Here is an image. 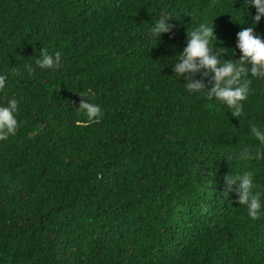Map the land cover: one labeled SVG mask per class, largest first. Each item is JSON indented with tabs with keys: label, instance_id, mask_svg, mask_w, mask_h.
<instances>
[{
	"label": "trees",
	"instance_id": "1",
	"mask_svg": "<svg viewBox=\"0 0 264 264\" xmlns=\"http://www.w3.org/2000/svg\"><path fill=\"white\" fill-rule=\"evenodd\" d=\"M256 14L246 0H0V106L17 99L19 125L0 141V264H264V159L238 158L264 151V78L249 72L234 117L174 72L201 24L221 62L239 60ZM162 16L174 27L154 37ZM254 30L264 39V16ZM43 49L60 68L37 66ZM89 90L99 123L77 111ZM244 172L257 220L223 192Z\"/></svg>",
	"mask_w": 264,
	"mask_h": 264
},
{
	"label": "clouds",
	"instance_id": "2",
	"mask_svg": "<svg viewBox=\"0 0 264 264\" xmlns=\"http://www.w3.org/2000/svg\"><path fill=\"white\" fill-rule=\"evenodd\" d=\"M249 5L256 8L257 14L252 17L255 26L264 16V0H246ZM170 16H162L151 27L152 36L159 37L163 33H168L174 27L169 21ZM254 26L242 29L238 33V45L242 56L239 60H224L221 62L220 56L227 52L224 48L217 51L212 46V39L215 38L213 27L201 24L196 30L187 33V47L180 53V60L174 64V72L187 79L186 88L189 91L206 92L208 99H216L231 109L234 117H240L243 113L242 102L247 100L250 94L251 80L247 79L249 72L252 77L264 78V39L256 33ZM235 55V51H233ZM39 68L58 69L61 67V54H49L43 49L41 58L36 60ZM246 65H251L247 67ZM31 73L33 69L28 66ZM202 73L203 76H211L212 81L206 90L202 80L194 81L187 74ZM6 76L0 75V90L5 88ZM82 99L78 113L82 112L87 116L86 124L99 123L103 118L101 107L90 102L86 97L91 96V90L80 93ZM18 113V101L13 98L8 101L7 106H0V141L7 140L10 135H15L19 125L16 119ZM80 123L79 121L77 122ZM251 132L255 138L264 145V131H261L256 125L251 126ZM241 160L264 159V151H257L252 154L248 149H244L239 154ZM226 196L233 192L237 195V201L241 205H246L248 216L257 220L261 215V193L254 192L256 187L253 182V174L244 172L242 175H228L224 177Z\"/></svg>",
	"mask_w": 264,
	"mask_h": 264
}]
</instances>
